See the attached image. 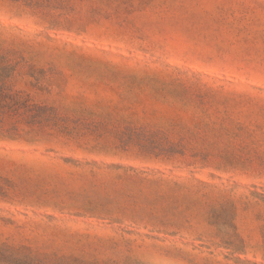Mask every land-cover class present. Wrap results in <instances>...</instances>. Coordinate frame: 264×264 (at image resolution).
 I'll return each mask as SVG.
<instances>
[{
    "label": "rangeland",
    "instance_id": "obj_1",
    "mask_svg": "<svg viewBox=\"0 0 264 264\" xmlns=\"http://www.w3.org/2000/svg\"><path fill=\"white\" fill-rule=\"evenodd\" d=\"M117 11L0 0L11 85L59 115L0 139V264H264V0Z\"/></svg>",
    "mask_w": 264,
    "mask_h": 264
},
{
    "label": "trees",
    "instance_id": "obj_2",
    "mask_svg": "<svg viewBox=\"0 0 264 264\" xmlns=\"http://www.w3.org/2000/svg\"><path fill=\"white\" fill-rule=\"evenodd\" d=\"M27 9L49 27H84L117 16L124 0H11ZM14 72L10 61L0 57V139L20 137L23 126L44 127L57 121L54 109L34 103L28 95L10 83Z\"/></svg>",
    "mask_w": 264,
    "mask_h": 264
}]
</instances>
